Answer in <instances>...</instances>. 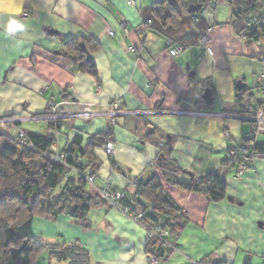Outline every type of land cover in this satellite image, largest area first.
Wrapping results in <instances>:
<instances>
[{
  "label": "crops",
  "instance_id": "crops-1",
  "mask_svg": "<svg viewBox=\"0 0 264 264\" xmlns=\"http://www.w3.org/2000/svg\"><path fill=\"white\" fill-rule=\"evenodd\" d=\"M168 1L176 24L154 16L155 0H0V25L12 16L24 24L11 35L0 27V118L18 119L3 128L10 135L18 126L53 136L58 151L75 136L85 147L91 135L109 130L115 152L94 149L96 184L109 183L133 204L152 209L151 224H167L171 215L153 209L138 190L156 177L155 194L169 197L184 214L177 217L183 225L173 238L176 249L160 264H264V124L255 137L263 151L239 178L224 162L230 146L246 142L253 127L248 117L258 108L264 117L256 82L264 72V37L239 34L227 0H207L194 13L180 0ZM76 36L96 44L90 50L94 75L64 55V43ZM169 40L183 46L177 56L169 55ZM207 79L210 103L202 99L200 81ZM49 100L64 116L56 132L44 118ZM112 103L120 113L110 117ZM36 115L43 118L31 119ZM162 156L179 168V184L166 177ZM210 172L224 183L218 201L183 185ZM37 223L49 224L50 232H34ZM32 225L42 242L75 241L89 264H148L143 227L99 198L89 205L85 224L63 214L55 221L35 217Z\"/></svg>",
  "mask_w": 264,
  "mask_h": 264
},
{
  "label": "trees",
  "instance_id": "trees-1",
  "mask_svg": "<svg viewBox=\"0 0 264 264\" xmlns=\"http://www.w3.org/2000/svg\"><path fill=\"white\" fill-rule=\"evenodd\" d=\"M227 1L233 6L232 16L239 34L253 40L264 37V28L259 20L253 23L250 20L258 17L262 7L260 0ZM180 2L185 8L198 2L204 7L207 0H180ZM152 13L164 25L177 22V11L168 0H155ZM95 46L92 40L76 36L64 43V55L77 63L80 69L94 75L95 65L90 58V50ZM200 83L205 88H211L208 79L201 80ZM200 103L202 108H207L203 101ZM28 135L36 150L17 144L14 135H10L7 131L0 132V264H5L9 259H13L15 264H31L34 256L43 250L55 254L57 258L55 264H89L86 250L75 241L47 243L37 239L33 235V220L35 217H42L55 221L60 215L68 214L76 222L85 224L89 205L97 201V198L106 201L92 190L83 177L78 174L66 176V168L63 164L42 156L41 152L50 149L54 141L53 136ZM110 139L109 130L100 131L91 135L87 145L83 147L81 137L75 136L61 152L68 163H74L81 158L82 164L78 166L81 171L95 172L98 160L93 154L94 149ZM254 150L257 154L262 153L261 144L256 143ZM160 159H162L160 165L169 181L179 184L174 174L179 168L173 161L163 156ZM224 162L231 168L234 166V159ZM183 185L191 190H199L210 201H218L225 196L224 183L215 172L192 178ZM159 187L158 179L152 177L144 184H139L138 190L140 194L146 193V196L150 197L153 209L171 215L167 224L161 225L169 229V241L175 246L173 238L177 236L178 230L183 225L178 218L184 214L169 197L159 198L155 194ZM120 206L127 207L130 211L147 209L144 223L148 228L156 225L149 222L152 216V209L149 207L133 204L126 195L120 201ZM144 252L163 261L172 250L166 251L159 240L149 238L145 240ZM215 263L218 261L210 260L201 264Z\"/></svg>",
  "mask_w": 264,
  "mask_h": 264
},
{
  "label": "built area",
  "instance_id": "built-area-1",
  "mask_svg": "<svg viewBox=\"0 0 264 264\" xmlns=\"http://www.w3.org/2000/svg\"><path fill=\"white\" fill-rule=\"evenodd\" d=\"M127 3L131 4L132 0H127ZM259 20L260 25L262 28H264V7H260L259 15L257 18H251V23ZM121 26L123 27L124 24L121 23ZM144 27L148 28L149 24L144 23ZM109 35H112L113 32L110 30L108 32ZM205 40V39H204ZM168 45V53L170 56H177L183 49V46L177 43H173L171 40L167 42ZM130 51H135L136 48L133 46L129 47ZM256 82L259 90L262 92V95L264 96V72L258 73L256 76ZM47 108L49 110V114L44 116L45 119H49L52 124L55 125L56 131L58 129L62 128L61 121L63 119V115H60L56 112V108L51 100L47 101ZM117 104L112 103V110L109 112V116L113 117L115 114L120 113L118 110H116ZM43 118L41 116H34L31 117V119H40ZM250 118L253 121V127L252 130L245 135L246 142L243 145L240 146H230L225 154V159L230 160L234 159V166L230 169L232 173V177L234 179H237L240 177L241 173L248 167H250L253 163V160L256 157L255 153V137L258 133L261 132L263 124H264V117L262 115V110L260 108L255 111V114L250 115ZM18 119L12 118V117H2L0 118V132L5 131L3 126L6 125H13L16 124ZM16 133L14 135V140L17 144L24 146L29 149L36 150L35 146L30 140L29 135L18 126H15ZM225 136H229V133H225ZM101 149L105 152L107 155H113L115 152V145L113 142L108 141L105 144L101 146ZM42 156L47 157L53 161H56L60 164H63L66 168V176L69 174H75L80 175L85 179L87 184L94 190L100 198L105 200L111 207L118 209L121 211L125 216H127L132 221L140 224L143 229L146 232V239L149 238H155L159 240L162 243V248L166 251L169 250H175L176 247L171 244L169 241V229L163 227L161 224L151 225L149 228L144 223V218L146 213L148 212L147 209H136L134 211L128 210L127 207H121L120 201L125 198V194L121 191L115 190L109 183H105L102 186H98L96 184V173L92 172L91 170L81 171L78 166L82 164V159H77L74 163H68L67 160L64 158V155L61 151L57 150L56 143L53 142L50 146L49 150L41 152ZM146 261L148 264H160L162 261L160 258L154 256V255H148L146 254ZM193 264H200L197 262H193Z\"/></svg>",
  "mask_w": 264,
  "mask_h": 264
},
{
  "label": "rangeland",
  "instance_id": "rangeland-1",
  "mask_svg": "<svg viewBox=\"0 0 264 264\" xmlns=\"http://www.w3.org/2000/svg\"><path fill=\"white\" fill-rule=\"evenodd\" d=\"M43 228V230L47 227V232H50V225H46V227L44 225H39L38 223L35 224L33 226L34 228V232H38L40 228ZM61 243V241L59 242L58 240H56V242H51V243ZM63 242V241H62ZM57 251V250H54ZM57 262V258L55 257V254L52 253L50 254V252L48 250H43L42 252H38L33 260L31 264H55ZM5 264H15L13 259H9Z\"/></svg>",
  "mask_w": 264,
  "mask_h": 264
},
{
  "label": "water",
  "instance_id": "water-1",
  "mask_svg": "<svg viewBox=\"0 0 264 264\" xmlns=\"http://www.w3.org/2000/svg\"><path fill=\"white\" fill-rule=\"evenodd\" d=\"M202 8V4L200 2L196 3V4H190L188 6V11L191 13H194L196 10H200ZM48 34H55V32L53 30H47ZM192 75V73L190 72V76ZM237 88L240 89L243 86V83L239 80L237 81L236 84ZM202 99L206 102V103H210L212 101V96H211V89L206 88L202 94ZM229 200H231V197H227Z\"/></svg>",
  "mask_w": 264,
  "mask_h": 264
},
{
  "label": "clouds",
  "instance_id": "clouds-1",
  "mask_svg": "<svg viewBox=\"0 0 264 264\" xmlns=\"http://www.w3.org/2000/svg\"><path fill=\"white\" fill-rule=\"evenodd\" d=\"M20 8L16 7L13 9V12L19 13ZM6 33L12 34L18 31H23L24 29V24L15 18V16L10 17L6 22H4L2 25H0Z\"/></svg>",
  "mask_w": 264,
  "mask_h": 264
}]
</instances>
